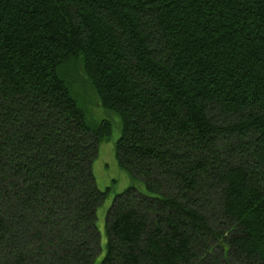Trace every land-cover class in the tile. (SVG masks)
<instances>
[{"label":"trees","instance_id":"trees-1","mask_svg":"<svg viewBox=\"0 0 264 264\" xmlns=\"http://www.w3.org/2000/svg\"><path fill=\"white\" fill-rule=\"evenodd\" d=\"M80 62L132 184L98 264H264V0H0V264H97Z\"/></svg>","mask_w":264,"mask_h":264},{"label":"rangeland","instance_id":"rangeland-1","mask_svg":"<svg viewBox=\"0 0 264 264\" xmlns=\"http://www.w3.org/2000/svg\"><path fill=\"white\" fill-rule=\"evenodd\" d=\"M61 75L71 87L74 97L79 106L85 111L87 119L92 127H96L102 120H111L114 123L113 133L109 141L99 144L98 157L94 162L93 172L97 186L101 191H109L106 201L99 207L97 212V228L101 235V253L97 257V264L106 255L107 233L106 220L114 199L118 194L126 191L132 184L144 191L141 182H134L130 175L122 170L116 157V142L121 136L120 119L114 113L105 110L83 72L80 62L65 66Z\"/></svg>","mask_w":264,"mask_h":264}]
</instances>
